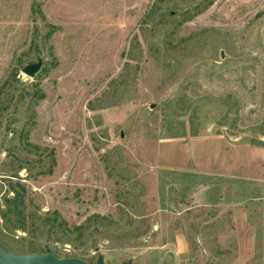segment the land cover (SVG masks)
<instances>
[{
    "label": "rangeland",
    "instance_id": "1",
    "mask_svg": "<svg viewBox=\"0 0 264 264\" xmlns=\"http://www.w3.org/2000/svg\"><path fill=\"white\" fill-rule=\"evenodd\" d=\"M0 245L264 264V0H0Z\"/></svg>",
    "mask_w": 264,
    "mask_h": 264
},
{
    "label": "water",
    "instance_id": "2",
    "mask_svg": "<svg viewBox=\"0 0 264 264\" xmlns=\"http://www.w3.org/2000/svg\"><path fill=\"white\" fill-rule=\"evenodd\" d=\"M222 57V54H221ZM41 61L25 66L21 72L25 76L32 78L40 70ZM0 264H86L85 262L71 258V259H59L52 254H14L7 251L0 245ZM95 264H103V258L97 257ZM122 264H130L124 262Z\"/></svg>",
    "mask_w": 264,
    "mask_h": 264
},
{
    "label": "trees",
    "instance_id": "3",
    "mask_svg": "<svg viewBox=\"0 0 264 264\" xmlns=\"http://www.w3.org/2000/svg\"><path fill=\"white\" fill-rule=\"evenodd\" d=\"M17 185V184H16ZM19 187V191L16 190L14 187H11V191L14 193V197L11 200H8L7 203V207H8V213H12V212H16L18 210V206L23 203V195H24V187L23 186H18ZM22 205V204H21ZM5 217H7V215H4ZM61 227V226H60ZM83 231L84 228L83 227H78L75 228V232L77 231Z\"/></svg>",
    "mask_w": 264,
    "mask_h": 264
}]
</instances>
